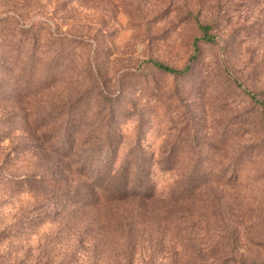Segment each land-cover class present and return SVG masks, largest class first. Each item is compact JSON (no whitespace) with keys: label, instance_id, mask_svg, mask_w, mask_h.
Masks as SVG:
<instances>
[{"label":"rangeland","instance_id":"rangeland-1","mask_svg":"<svg viewBox=\"0 0 264 264\" xmlns=\"http://www.w3.org/2000/svg\"><path fill=\"white\" fill-rule=\"evenodd\" d=\"M263 104L264 0H0V264H264Z\"/></svg>","mask_w":264,"mask_h":264},{"label":"trees","instance_id":"trees-1","mask_svg":"<svg viewBox=\"0 0 264 264\" xmlns=\"http://www.w3.org/2000/svg\"><path fill=\"white\" fill-rule=\"evenodd\" d=\"M198 27H199L200 32L202 33V37L196 39L194 42V54L191 57V60H195V58H197L198 51H199L197 43L199 40L202 39L203 41H208V42H211L214 40L212 35L209 33V31L212 28L210 25L203 24V23L198 21ZM146 62L151 63L154 67L158 68L159 70H162L164 72L174 74L177 76L185 75L192 68L191 65L189 64L182 69H176V68L170 67L168 65H165L159 61L152 60V59H149ZM262 114H263V118H264V104H263ZM73 135H74L73 133L69 134V136H73ZM127 160H129V159H127ZM128 163L129 162H127V164ZM128 166H129V164H128ZM110 174L112 175V172H110ZM26 179L27 180L28 179L33 180V178L30 176H26ZM36 179H39V178H36ZM109 179H111V178H109ZM105 182H106V185H96V186L101 188L102 194H103L102 196L104 198V202L107 204L117 203L120 201L122 202V201H125L129 198H132V197H135V198L140 197V195L144 197V196H147V194H151L148 191V187H145L142 189V187H136V185L135 186L134 185H130V186L129 185H123V184H126L125 180H123V179L122 180L116 179L114 181H105ZM33 183L34 182L32 181L31 185ZM37 187L38 186L32 185L31 189L35 190V189H37ZM91 192H92V189H91ZM181 192H185V189H182ZM97 199L85 198V199H82V200L80 199V200H76V201H72V199H71V205L72 204L80 205L78 208L87 210V209L93 207L94 205H96V203L98 201ZM82 202L84 204H81Z\"/></svg>","mask_w":264,"mask_h":264}]
</instances>
